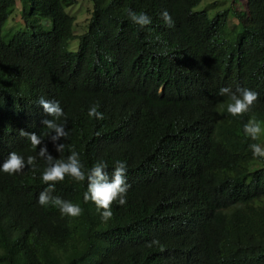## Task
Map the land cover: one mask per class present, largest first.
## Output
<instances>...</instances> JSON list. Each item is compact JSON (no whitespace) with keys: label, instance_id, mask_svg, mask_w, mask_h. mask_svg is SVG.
I'll return each mask as SVG.
<instances>
[{"label":"trees","instance_id":"trees-1","mask_svg":"<svg viewBox=\"0 0 264 264\" xmlns=\"http://www.w3.org/2000/svg\"><path fill=\"white\" fill-rule=\"evenodd\" d=\"M89 1L87 30L76 35L66 13L74 0H0V165L43 146L56 159L76 151L85 172L103 160L109 178L123 161L126 203L114 201L105 221L84 201L87 182L66 176L52 195L82 211L62 214L38 203L48 187L42 158L0 170V264H264V157L249 147L264 138V0H246L241 18L230 7L195 12L203 0ZM129 10L151 24H134ZM14 11L20 31L4 39ZM228 86L259 94L248 112H227L219 89ZM41 97L65 113L61 154L45 135ZM93 105L103 120L88 116ZM253 117L255 141L243 131ZM21 129L42 144L33 148Z\"/></svg>","mask_w":264,"mask_h":264},{"label":"clouds","instance_id":"clouds-1","mask_svg":"<svg viewBox=\"0 0 264 264\" xmlns=\"http://www.w3.org/2000/svg\"><path fill=\"white\" fill-rule=\"evenodd\" d=\"M128 15L131 21L140 26L145 27L151 24V18L146 13H135L132 10L128 11ZM161 17L164 23L168 27L174 26V21L167 10L161 12ZM219 95L228 98L226 105L227 112L232 116H241L248 112L251 106L258 99V93L248 88L237 86L236 89L228 87H222L219 89ZM39 106L42 107L43 112L51 118L43 119L41 123L49 131L46 133L58 153L65 151V144L56 141L61 138L66 139L69 135L66 130L67 119L65 113L59 103L56 100H48L43 97L39 99ZM88 116L97 120H103L104 115L98 111V106L93 105L88 110ZM64 118V123H60L61 118ZM244 134L251 140L255 141L262 132L261 122L254 117L250 118L243 127ZM54 133V134H53ZM19 135L27 138L33 148H37L42 144L43 138L36 132H28L23 129L19 130ZM254 157H264V148L259 144L252 143L249 145ZM37 156L42 158L45 162V168L42 172L41 179L48 185L43 191L39 193L38 203L41 206L49 205L56 207L62 214L70 216H78L81 214L82 209L79 205L73 204L68 200H64L59 196H53L52 193L55 190V183L64 180L66 176H70L75 181H86L87 190L84 193V201H92L97 209H103L101 216L102 219L107 221L111 219L113 213L111 206L114 201H119L120 205L126 203V194L130 185L126 182V163L117 160L112 172L111 178L105 172L106 164L103 160H100L94 164L87 172L82 171V164L79 159V155L76 151H72L66 158L56 159L48 153L47 147H40L36 156L29 155L27 160L17 152L12 151L8 154L6 160L0 165V170L5 173H19L25 166H32L36 163ZM159 240H152L148 246L159 245Z\"/></svg>","mask_w":264,"mask_h":264},{"label":"rangeland","instance_id":"rangeland-1","mask_svg":"<svg viewBox=\"0 0 264 264\" xmlns=\"http://www.w3.org/2000/svg\"><path fill=\"white\" fill-rule=\"evenodd\" d=\"M245 1L243 0H203L193 10L195 12L206 11L210 17H213L216 13L227 10L229 7L232 11L236 12L241 18L245 14ZM92 9V3L89 0H74V4L66 9V13L75 18L73 25V32L76 35H81L87 30V23L89 19V11ZM17 12L14 11L12 15L7 19L2 27V37L8 39V37L14 33L20 31V21L15 19ZM243 17V16H242ZM239 19L232 18L229 20V30L233 25L237 24ZM43 29L47 30L50 27V22L47 20L42 21ZM228 30V32H230ZM78 48V39L72 40L67 43L66 49L71 52H76ZM225 105V103H224ZM261 138V137H260ZM260 146L264 148V138H261Z\"/></svg>","mask_w":264,"mask_h":264}]
</instances>
